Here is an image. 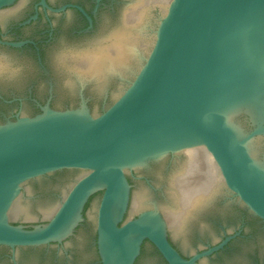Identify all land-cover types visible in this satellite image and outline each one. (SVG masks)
<instances>
[{"label":"water","instance_id":"95a60500","mask_svg":"<svg viewBox=\"0 0 264 264\" xmlns=\"http://www.w3.org/2000/svg\"><path fill=\"white\" fill-rule=\"evenodd\" d=\"M14 1L0 0L3 26L32 0L1 9ZM68 27L43 62L0 47V95H23L0 123V244L60 241L92 194L82 235L96 227L101 264H132L144 239L194 264L226 240L188 259L166 228L191 252L238 223L236 206L264 220V162L249 148L264 120L248 109L264 107V0H116L93 35ZM29 91L46 99L39 113ZM238 112L247 133L227 118ZM138 264L162 262L146 243Z\"/></svg>","mask_w":264,"mask_h":264},{"label":"flooded vegetation","instance_id":"af4514ba","mask_svg":"<svg viewBox=\"0 0 264 264\" xmlns=\"http://www.w3.org/2000/svg\"><path fill=\"white\" fill-rule=\"evenodd\" d=\"M19 1L15 0L11 5L1 9L11 7L19 3ZM115 1L45 0L46 5L44 6L41 0H32L28 10L21 17L10 20L6 26H3L0 22V47L13 50H28L43 62L45 47H57L58 40L67 25L69 26V33L75 37L81 38L93 35L100 24L102 11L106 8H112L115 5ZM26 96L36 100L33 102L35 113H39L41 111L40 105H44L46 99L38 98L33 91L27 92ZM22 97L23 95L19 94L0 95L3 112V116L0 117V123L5 122L7 120L6 117L11 120L15 119V114L20 109ZM10 104H17L16 109L11 114L5 108V106ZM253 147L256 157L264 162V136H261ZM65 170L69 169L57 170L42 176L56 175ZM136 177H139L137 168L127 173V178L131 185L130 199L133 178ZM65 196H63L61 201ZM95 196L96 194H92L85 202L82 210L83 220L73 228L72 233L63 237L60 241H52L35 246L11 247L0 244V264H101L96 227L92 236L86 237L82 235L85 231H89L86 230L85 226L86 214ZM235 210L239 211L240 219L233 228L221 225L222 230L217 239L207 240L202 246L195 247L191 252H185L175 243L168 228H166L167 238L172 246L183 257L188 259L226 240L221 247L210 254L197 258L194 264H201V260L205 258L228 259L229 264H264V255H262L264 251V220L254 215L244 204L243 207L236 206ZM137 216L134 215L129 218ZM126 219H128L127 214L124 215L123 220ZM35 223L41 224L43 221H19L17 224L30 228ZM194 239L197 240L199 238L195 236ZM146 243L151 245L152 251L160 258L162 264H168L148 239L143 240L140 252L132 264L139 263L144 254Z\"/></svg>","mask_w":264,"mask_h":264},{"label":"rangeland","instance_id":"374dc122","mask_svg":"<svg viewBox=\"0 0 264 264\" xmlns=\"http://www.w3.org/2000/svg\"><path fill=\"white\" fill-rule=\"evenodd\" d=\"M227 118L231 122V124L234 126L237 132L244 134L250 131L251 122L248 118V115H245L243 112L231 113L228 115ZM258 140L259 138H255L253 142L249 145L251 153H253L255 156H256V153L254 151L253 146L256 145Z\"/></svg>","mask_w":264,"mask_h":264},{"label":"bare ground","instance_id":"6f19581e","mask_svg":"<svg viewBox=\"0 0 264 264\" xmlns=\"http://www.w3.org/2000/svg\"><path fill=\"white\" fill-rule=\"evenodd\" d=\"M248 109H250L249 112H251L253 120L257 118L264 120V107H262V105L250 106Z\"/></svg>","mask_w":264,"mask_h":264}]
</instances>
